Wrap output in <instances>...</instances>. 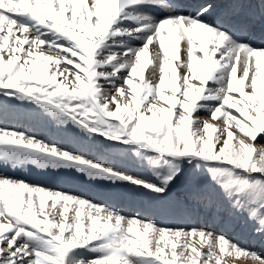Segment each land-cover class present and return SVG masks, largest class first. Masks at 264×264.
Instances as JSON below:
<instances>
[{"label":"snow or ice","instance_id":"snow-or-ice-1","mask_svg":"<svg viewBox=\"0 0 264 264\" xmlns=\"http://www.w3.org/2000/svg\"><path fill=\"white\" fill-rule=\"evenodd\" d=\"M252 7L251 0H0V95L71 126L80 140L73 146L0 126V164L133 188L187 221L227 217L264 239V147H256L264 144V43H254L258 22L264 37V0L259 15ZM149 65L157 83L145 77ZM0 109L7 110L2 101ZM128 158L136 168L124 166ZM189 175L192 187L174 193ZM229 257L264 264V247L0 175V264H229Z\"/></svg>","mask_w":264,"mask_h":264},{"label":"rangeland","instance_id":"rangeland-1","mask_svg":"<svg viewBox=\"0 0 264 264\" xmlns=\"http://www.w3.org/2000/svg\"><path fill=\"white\" fill-rule=\"evenodd\" d=\"M192 2L193 1H191V3ZM152 50L153 48L150 46V51ZM50 54L55 56L56 52H51ZM149 71L150 65L146 70L147 73L145 72L146 79H151V77L154 76V73L152 74L151 71ZM180 71L183 72V69ZM157 76L159 77V73L155 74V79L152 80L153 83L158 82ZM209 86L212 85L210 84ZM0 101L3 102L7 109L6 111L0 109V126L27 130L29 133L36 134L41 138L46 137L49 139L63 140L65 142L72 141L73 146H78L80 143L77 136V130L71 126H68L67 130H65L64 127L56 125L50 119L39 114V112L35 111L33 107L11 98L0 95ZM200 116L201 120L208 119L209 122L216 124L217 127L224 126L218 120H210L208 114H202ZM233 131L236 132L237 136H241L236 129H233ZM256 147L259 149L260 147H264V144L257 143ZM96 150L104 153L106 156L119 155L114 150L105 149L101 145H97L94 148V151ZM117 162L119 163L120 161ZM123 163L125 167H137V163H134L132 158H128ZM137 170L140 169L137 168ZM0 175L24 180L34 185H42L46 188L58 189L64 192L81 195L93 200L94 202L107 204L116 209L123 210V212L129 216L140 213L141 216L153 218L161 225L168 227L184 226L188 223L205 226L204 223L208 221L210 224L208 227L218 232H225L230 238L239 240L244 246L250 249L258 250L264 247V239L254 235L250 227H244L236 221L229 220L227 217L216 221L211 219L187 221L181 217V214L178 211L165 206L160 201L142 195L133 188H107L93 183H85L77 178L79 174L73 175L68 172L40 170L34 167H29L27 169H14L12 167H4L0 164ZM190 187H192V177L189 175L177 183L173 192L176 194H182ZM46 211L51 213L52 210L50 208H46ZM69 215H71V213ZM228 259L229 264H257L256 261L247 257H229Z\"/></svg>","mask_w":264,"mask_h":264},{"label":"bare ground","instance_id":"bare-ground-1","mask_svg":"<svg viewBox=\"0 0 264 264\" xmlns=\"http://www.w3.org/2000/svg\"><path fill=\"white\" fill-rule=\"evenodd\" d=\"M191 1H193L194 3H199V2H200V0H189L188 2L191 3ZM193 2H192V3H193ZM251 3H252V5H253L252 10H253L257 15H259V13H260L259 1H251ZM254 43L257 44V45H260L261 43H264V37L261 36V32H260V29H259V22H258L257 30H256V33H255V37H254ZM181 48H182L181 56L183 57V55H184V53H183V44L181 45ZM150 71H151L152 74L154 73V71H153V67H152L151 65H150ZM150 71H149V72H150ZM146 73H147V72H146ZM146 73H145V74H146ZM149 74H150V73H149ZM152 74H151V75H152ZM155 74H158V73L155 72V73H154V76H155ZM169 75H171V73H169ZM154 76L151 77V80L155 79ZM157 77H158V76H157ZM157 77H156V78H157ZM158 78H159V77H158ZM157 80H158V79H157ZM154 83H155V82H154ZM200 117H201V116H200ZM32 129H33V127H32ZM204 224H206L207 226L210 225L208 221L205 222Z\"/></svg>","mask_w":264,"mask_h":264}]
</instances>
